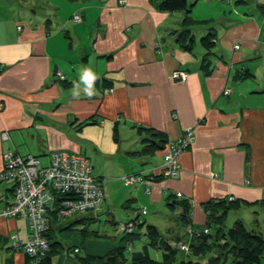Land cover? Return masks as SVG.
<instances>
[{
	"label": "crops",
	"instance_id": "crops-1",
	"mask_svg": "<svg viewBox=\"0 0 264 264\" xmlns=\"http://www.w3.org/2000/svg\"><path fill=\"white\" fill-rule=\"evenodd\" d=\"M231 1L188 0L192 6L189 17L196 22L197 16L194 20L192 14L202 12L205 7L197 8L202 2L213 10L214 2L231 5ZM248 3H256L257 7L264 5V0H241L233 7L238 24L226 28L221 41L220 30L216 31L218 44L226 54L225 62L212 57L213 71L207 75L197 68L205 51L200 53L194 47L189 53L180 49L171 30L176 31L182 21L176 15L158 11L152 0H125L123 5L120 0H0V171L4 167L3 154L12 149L20 153L19 143L30 137V128H36L31 135L33 154L43 156L67 149L87 155L90 143L84 138L98 136L100 128H79V135L67 134L76 130L71 125L74 120L79 125L96 116L97 126L104 128L103 136L110 134L115 125L124 146L99 155L104 163L99 166L87 155L94 174L104 181V213H110L107 201L114 189L122 195L129 188L132 193H126L129 203L125 208L128 215L122 223L131 220L129 213L133 214L138 205H163L171 192H179L190 200L193 222L197 225L205 223L203 204L229 196L241 201L243 207H258L264 217V91L258 92L264 88L263 81L256 79L258 85L243 82L236 87L233 80V75L244 68L255 74L252 64L258 63L264 53V16L257 8L244 13ZM179 13L185 17V11ZM75 14L81 16L80 22L73 20ZM201 18L200 31L208 33L206 23L217 17L209 11ZM197 28L192 27L194 31ZM86 68L98 78H105L107 84L111 80L115 89L101 94L96 87V94L88 98L83 92L86 85L81 82L75 89L80 96L75 98L72 85L80 81ZM179 68L192 71L184 82L171 78ZM56 72L63 73L71 84L65 87V81L59 80ZM227 87L231 93L225 96L223 91ZM254 94L258 100L246 105L248 97ZM40 127L46 129L38 130ZM193 127L196 141L180 156L178 177H159V152H153L156 159H151L143 151L149 150L146 147L151 140L149 134H139L138 128L163 132L170 141ZM5 131L8 140L1 137ZM44 131L62 138L61 143L54 147L44 145ZM133 173L156 175L159 179L134 189L122 180ZM110 180L113 183L106 189ZM148 185L150 193L146 192ZM12 186L11 182L0 184V211L12 200ZM102 210L79 213L70 222L83 220L75 227L90 229L100 222ZM161 211L165 212V208L156 213ZM22 221L0 217L2 264L26 263L25 254L9 249V236ZM52 238L60 240L55 228ZM84 240L82 245L75 246H82L88 255H105ZM65 254L73 257L76 253ZM54 264L82 263L76 259L67 261L62 254L57 262L54 259Z\"/></svg>",
	"mask_w": 264,
	"mask_h": 264
},
{
	"label": "trees",
	"instance_id": "trees-1",
	"mask_svg": "<svg viewBox=\"0 0 264 264\" xmlns=\"http://www.w3.org/2000/svg\"><path fill=\"white\" fill-rule=\"evenodd\" d=\"M152 4L158 11L163 13L185 11V18H183L180 25L182 27L176 29V31L171 30V32H175V34L173 33L172 35H174L175 43H177L178 47L185 52L192 53L196 45V35L192 29L194 26L193 20L189 17L192 11V6L189 4L188 0H152ZM257 10L264 16V5H257ZM32 12L35 11L32 10ZM75 16H78V22H80L81 16L75 14L73 18ZM177 27H179V25ZM200 44L207 53L203 55L200 61L201 63L197 68L203 74L208 75L213 71L212 57L225 62L224 56L226 54L224 53L225 51L220 48L216 31L212 28L209 29L207 35L200 40ZM219 52L222 55L218 54ZM181 72L185 75L184 78L180 75ZM189 72L192 71H189V69L181 70V68H179L171 74V78L184 82L186 80L185 77L188 78ZM246 79H255L254 74L247 68H244L242 72L239 71L233 75L234 81H244ZM63 81H65V87H68L71 84L70 82H67V79ZM112 83L113 82L109 80V83L107 84L105 78L104 80L98 78L95 82V88L97 87L96 90L101 94L105 91L112 92L115 89ZM262 91H264V88L258 90V92ZM95 118L96 116H93L81 122L79 125H77V122H74V120V123L72 122L71 125L75 126L76 130L79 128L82 129L87 125H97L98 122ZM139 131L149 134V140H151L153 144L148 148L158 146L163 149L168 142L166 135L163 132H154L153 130L145 128H138V132ZM11 151L16 156L21 158L25 157L15 149H12ZM136 175L134 176L136 178L131 180L130 184L124 178L122 180L126 186L134 189L136 187L138 188L141 186L139 177L143 179L144 176L141 174ZM99 180L102 184V179L99 178ZM61 195V193H53L52 199L48 203L51 230L46 237L49 240V251L42 255H38L37 257H31L24 253L23 250H12L13 247L9 236V249L12 252L20 251L25 254V264H34L33 261H36V264H54V258L57 254H60V247L62 244L60 240L54 241L52 238L54 226H60L59 231H64L72 229V227H75V223L77 224L79 221H83L78 219L73 221L75 223H71L70 221H72V218H67L60 214L59 210L62 209L63 205L62 198L58 197ZM73 198L74 197L68 199ZM167 198L168 202L166 205L171 211L178 214V220L182 227L180 235L173 234L172 236H167L162 233L155 224L147 223V221L140 223L138 222L140 221V217L135 220L130 217L131 220L127 221V223L119 224L118 227V230L123 235L121 245L112 248L105 255L92 256L86 253L79 255L82 253V246H78L77 249L69 247L67 250L64 249V251L67 254L76 253L75 255H77L78 260L82 264H124L127 262L124 254L128 250V246L141 240V231L145 229L144 235L147 237L149 245L162 251V259L154 260L150 257L147 250L135 251L131 255V264H264V236L260 231L248 229L241 220L237 221L232 227L227 228L225 226L228 215L233 211H237V209L243 208L241 201L237 199L230 201L229 198L210 200L202 206L206 215L205 223L197 225L193 222L191 205L189 206L187 202L188 200L174 201L170 200V196ZM13 199L14 194H12V200ZM126 203L128 202H125L123 205L125 208L127 207ZM60 222H63V224L61 225ZM68 222H70V224L64 228V225ZM77 228L80 229L82 236L85 238L87 235L92 238L90 234L97 236V232L91 228H80L79 225ZM189 231L192 233L190 234ZM180 244H186L188 249L180 248Z\"/></svg>",
	"mask_w": 264,
	"mask_h": 264
},
{
	"label": "rangeland",
	"instance_id": "rangeland-1",
	"mask_svg": "<svg viewBox=\"0 0 264 264\" xmlns=\"http://www.w3.org/2000/svg\"><path fill=\"white\" fill-rule=\"evenodd\" d=\"M125 4V0H122ZM224 2H230L231 0H223ZM241 1V0H232L231 1V5H227L226 3H219V2H214L213 3V10H211V7L209 9V7L202 5V3H200V5H198L197 8L205 7L202 9L201 13H193L192 14V18L194 20H196L194 18V16H197V20L196 22H193L194 24V28L196 27H200L202 25V20L203 18L201 17H205L206 16V12L211 11L212 14H214L217 18L215 20H212V22H207L206 23V27L207 29H214L215 31H219V39L220 41L223 39V37H225V33H226V28L230 29L234 26H236L238 23L235 22V14L232 11L233 7L235 8L237 6V3ZM247 1V0H246ZM27 2V1H26ZM25 3V5H27ZM207 2V0H206ZM250 2V1H249ZM256 2V1H255ZM24 5V4H23ZM239 7V6H238ZM32 8H36V6H32ZM244 8L246 9L244 11V13H247L248 10L250 11L251 9H256V3H248L246 5H244ZM36 10V9H34ZM46 12V11H44ZM176 13V14H175ZM171 13V15H176V17L182 21L183 18H185L184 16L180 17V14L182 13ZM225 13V14H224ZM205 25V24H204ZM227 25V26H226ZM182 26L177 27L178 29H180ZM196 31H194V33L197 35V44L195 46V51H202L200 53L204 54L207 53V51L201 46L200 44V40L205 37V35H207V32H202L200 31V28ZM220 55H222L220 52L218 53ZM260 58L258 59V63L256 62L254 65L252 64V68L255 71L252 72L254 74V78L255 79H251V80H244V81H235V86L239 87V84L245 82L246 85L249 84H253V82L258 85L255 81H257L256 79L263 81L262 82V86H264V72H263V63H264V53H261V55L259 56ZM256 75V76H255ZM249 93L251 94L250 90ZM252 93H255L254 90H252ZM253 100H258V96L256 94H254L253 96H249L248 99L246 100V105H248L249 102H252ZM263 99H261L262 102ZM40 119H42V116H40ZM42 123V122H41ZM98 127L100 128L101 132L99 133L98 136L93 137L91 139L88 138H84L87 139V141H89V146H87V155H89L91 157V160L93 161V163L95 165H100V164H104L101 160H99V155L104 154L107 150H117L118 147H124L122 144V141L119 142V130L117 129V127L115 128V125L113 126L110 134H108L107 136H103L104 133V128H101L97 125H87L83 128H95ZM82 128V129H83ZM36 128H30V132L31 135L33 133V130H35ZM45 127H40L38 128V130H45ZM117 129V132H116ZM80 131H82L81 129L78 131H74L73 133L71 132L69 135V137H71L74 134H78ZM63 133H67V132H63ZM43 134L45 135L44 138V145L45 143L48 145V147H54L56 144L61 143V139L55 135L51 136L48 131L47 132H43ZM29 135L30 137H28L27 139H22L21 142L19 143V147L21 149L20 154L22 156H26V155H35L34 153V148H33V143H32V136ZM39 132L36 133V136L38 137ZM61 136H63V134H60ZM79 135V134H78ZM81 136V135H80ZM48 142V143H47ZM130 143V142H129ZM36 144V142H35ZM46 147V148H48ZM51 149V148H50ZM48 156H41V161L42 162H46ZM159 163L162 162V160L159 158L157 160ZM110 183H113V181H108V183L106 184V189L108 188V185ZM6 185V184H3ZM2 186V184H1ZM108 191V190H107ZM116 190L114 189L113 193L110 195V198L108 199V203L111 206L110 209V213L106 214L104 213V211L107 208H104L102 211L103 213L101 214V218H100V222L98 221L97 223H94L90 226V228L94 231L97 232V236L96 235H92L90 234V236L92 238H86L87 240H84L82 237V233L80 231V229H78L77 227H72V229L69 230H64V231H59L60 226H54L55 230L57 231V234L59 236L60 242L61 244V250L63 251L64 249L67 250V247H72L71 245H82V240H84V242L89 241L88 244L92 246H95L98 248L99 252L103 253L105 252V254L109 251V247L112 246V248L114 247H118L121 245L122 241L121 239L123 238V235L119 232L118 227H119V223L124 222V217L128 215V213L126 212L125 207H123L124 202H126L127 197H129L128 194H126L128 191L132 193V190L129 188H125L123 194L121 195L119 192H115ZM107 194V193H106ZM125 195V196H124ZM141 198L144 197V194H141ZM230 201H233L234 197H228ZM164 203V202H163ZM135 204H137V202H135ZM145 205L147 207L146 210L148 211V215L142 216V219H146L147 223H155V225L159 228V230H161L162 233L166 234L167 236H172L174 235H180L182 232V227L180 225V222L178 220V214L174 211L168 210L166 212H158L159 210H163L164 204L160 205L158 207H154L148 205V203H145ZM163 206V207H162ZM255 206H249V207H243L242 209H237V211H233L231 212L226 220V224L225 226L228 227H232L237 221H243V224L250 230H256V231H260L263 236H264V217L262 215V213L260 212V210H258L257 208H253ZM258 212V213H255ZM156 213V214H155ZM130 217H133V214L129 213ZM3 218V217H2ZM6 219V218H4ZM168 222V223H166ZM21 225L18 227H22L24 225V222H20ZM61 225L63 224V222H60ZM145 229L143 231H141L142 233V237L141 240L136 241L135 243L131 244L128 246V250L125 252L124 256L127 259V262L124 264H131V255L133 252L135 251H142V250H147L150 257L153 258L154 260H161L162 259V251L157 249V248H153L151 245H149V241L147 239V237L144 235ZM12 233V232H11ZM186 238V237H185ZM85 244V243H84ZM100 247V248H99ZM111 248V249H112ZM64 255L67 261H73L74 259L78 260L77 255H74L73 257H68L65 252L61 253V254H57L55 256L54 259L57 260L60 259L61 255ZM85 254V249H82V253L79 255H83ZM104 255V254H103ZM4 255L0 254V264H2L4 262L3 259Z\"/></svg>",
	"mask_w": 264,
	"mask_h": 264
},
{
	"label": "built area",
	"instance_id": "built-area-1",
	"mask_svg": "<svg viewBox=\"0 0 264 264\" xmlns=\"http://www.w3.org/2000/svg\"><path fill=\"white\" fill-rule=\"evenodd\" d=\"M124 2L120 0V4ZM239 48L238 45L235 46ZM226 93H230L226 89ZM7 140L6 133L2 135ZM193 141V133L188 131L174 145L181 151ZM180 153V152H179ZM179 153H170L171 162L161 167L170 178L177 176L180 169ZM48 171H45L35 157L21 158L9 150L3 154L4 167L0 171V182H14V201L0 211L3 218H21L25 226L10 235L12 250H23L31 257H37L49 251L46 235L50 229L48 203L53 193H76L75 198H62L60 214L65 216L97 208L103 201L104 194L99 181L92 176V167L81 155L57 152L52 156ZM34 159V160H32ZM41 184L43 187L37 186ZM61 198V197H58ZM36 264V261H33Z\"/></svg>",
	"mask_w": 264,
	"mask_h": 264
},
{
	"label": "bare ground",
	"instance_id": "bare-ground-1",
	"mask_svg": "<svg viewBox=\"0 0 264 264\" xmlns=\"http://www.w3.org/2000/svg\"><path fill=\"white\" fill-rule=\"evenodd\" d=\"M121 5H123V4H121ZM74 21L75 22H78L79 21V18H78V16H75L74 18ZM20 29V28H19ZM183 78H184V74H183V72H181V74H180ZM55 76L59 79V80H61V81H63V80H65L66 79V77H65V75L63 74V73H61V72H56L55 73ZM185 79L187 80L188 78L187 77H185ZM185 80V81H186ZM226 89H229L230 90V93H231V89H230V87H227V88H225V90L223 91V94L225 95V96H228V95H230V93H226ZM110 91H112V90H110ZM106 92V91H105ZM104 92V93H105ZM108 92V91H107ZM106 92V93H107ZM1 110H2V108H1ZM173 117H176V114H174L173 115ZM188 131H191L192 133H193V141L191 142V143H189L186 147H183L182 149H181V151H180V149L178 148V147H175V149H174V145H175V143H177L178 142V140L179 139H181L182 137H184L185 135H186V133L188 132ZM137 132H138V130H137ZM4 133H6L7 134V136H8V133L5 131V132H3L2 134H1V137H2V135L4 134ZM139 133H141L140 131H139ZM146 134V133H145ZM196 134H197V132H196V129H195V127H193V128H187V129H184V131L182 132V134L180 135V137H178V138H176V139H174V140H170V141H168L167 143H166V145L164 146V148L162 149V148H160V147H158V146H152L151 148H148V147H146L147 149H149V150H143V151H145L147 154H148V156L151 158V159H156V157L153 155V152H159V155L157 156V158L159 157L161 160H162V166L163 165H165L166 164V162H168V163H170L171 162V156H170V153H172L173 151H176V152H180L179 153V156H178V163H180V156L185 152V151H187V150H189L193 145H194V143H195V141H196ZM146 137H147V135H146ZM8 139H9V136H8ZM7 139V140H8ZM151 144H153V142L151 141ZM132 152H134L133 150H131ZM57 152H68V153H70V154H78V155H81V156H83L87 161H88V163L91 165V167H92V176L97 180V181H99V183H100V185H101V189H102V191H103V194H104V198H103V201H102V203L97 207V208H95V209H89V210H86V211H84V212H77L76 214H71V215H68V216H65V217H67V218H71V217H73V216H75V215H77V214H79V213H88V212H94V213H97V212H101V210L103 209V207H104V204H105V200H106V192H105V188H104V181H103V179L101 180L102 181V184H101V182H100V180H99V178L94 174V172H93V166H92V164H91V161H90V158L86 155V154H83V153H81V152H73V151H70V150H67V149H58V150H53V151H51V152H49L47 155H43V156H48V158H46L47 159V161L46 162H42L41 161V156L42 155H31V154H29V155H26L25 157H24V159L25 158H27V157H29V156H31V157H35V158H37L38 160H39V162H38V164L45 170V171H48V168L50 167V165H51V162L53 161V158H52V156H53V154H55V153H57ZM32 160H34V159H32ZM179 171H180V169H179ZM139 174H141L142 176H144V173H139ZM136 175V173H133V174H131V175H127V176H125L124 177V179L130 184V182H131V180H133V179H135L136 177H137V175H136V177H134ZM178 175H179V173L177 174V176L176 175H174L173 177H171V178H177L178 177ZM139 177V176H138ZM159 177H162V178H168V179H171L167 174H165V173H161L160 175H159ZM159 177H157L156 175L154 176V175H146V176H144V178L143 179H141L140 177H139V179H140V182H141V185H147V183H149V182H151L152 184L153 183H156L157 181H158V179H159ZM151 179V180H148V179ZM4 182H11L12 184H13V186H12V191H13V194H14V187H15V184H14V182H12L11 180H5V181H1L0 182V184H2V183H4ZM37 186L38 187H40V188H42L43 186L41 185V184H38L37 183ZM163 191H166L165 193H168L167 192V190H163ZM146 192L147 193H150L151 192V189H150V186L148 185L147 187H146ZM62 195L60 196L61 198H71V197H74L75 198V196H76V193L74 194L72 191H69V192H65V193H61ZM170 197H171V199L170 200H174V201H180V200H184L185 198L183 197V195L181 194V193H179V192H176V193H173V192H171V194H170ZM14 198H15V195H14ZM186 200V199H185ZM13 201H14V199L13 200H11V201H9V202H7V204L6 205H9V204H12L13 203ZM187 201V200H186ZM164 207H165V212L167 211V209L168 210H171L166 204H167V202H168V198L167 197H165V199H164ZM188 202V204H189V206L191 205L190 203V200H188L187 201ZM129 203V202H128ZM156 214V213H155ZM145 215H148V211L146 210V208L145 207H139V205L134 209V212H133V220H135L136 218H139L140 217V221H138V222H142L143 223V221H147L146 219H142L141 217L142 216H145ZM192 216V219H193V215H191ZM12 219H20V220H22L21 218H12ZM22 227H20V228H18V229H16L15 231H18L19 229H21ZM120 232V231H119ZM190 232V234L192 233L191 231H189ZM182 245V246H181ZM72 247H76L75 245H71ZM179 247L180 248H184V249H188V246L186 245V244H180L179 245ZM76 248H78V247H76Z\"/></svg>",
	"mask_w": 264,
	"mask_h": 264
},
{
	"label": "clouds",
	"instance_id": "clouds-1",
	"mask_svg": "<svg viewBox=\"0 0 264 264\" xmlns=\"http://www.w3.org/2000/svg\"><path fill=\"white\" fill-rule=\"evenodd\" d=\"M97 79H98V77L96 76V74L91 69H89V68L84 69L81 73L80 81L74 82V84H73L72 95L75 98H79L80 93L76 92L75 89L77 87H79V84L82 82L84 85H86V87L83 90L84 95L87 96L88 98H92L96 94L95 82Z\"/></svg>",
	"mask_w": 264,
	"mask_h": 264
}]
</instances>
